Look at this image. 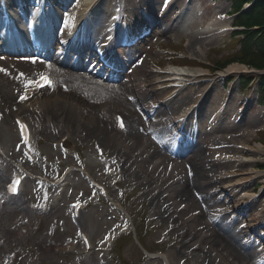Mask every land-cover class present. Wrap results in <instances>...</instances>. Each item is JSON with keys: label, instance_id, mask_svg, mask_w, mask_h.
<instances>
[{"label": "rangeland", "instance_id": "obj_1", "mask_svg": "<svg viewBox=\"0 0 264 264\" xmlns=\"http://www.w3.org/2000/svg\"><path fill=\"white\" fill-rule=\"evenodd\" d=\"M126 1L130 3V9L132 8L135 12L139 11L136 6L131 5L134 0ZM202 1H207L203 4V7L209 13V19L215 15L216 9L218 8L223 12L232 10H230V2L227 0ZM117 5L118 0H108L106 4V15L109 16V13H112V10ZM77 11L78 13L80 12V10ZM77 11L74 14V11L70 12L68 10V12L74 14V16L69 18V28L75 19ZM177 12L178 10L172 14L169 12L164 21L161 22V25L156 27L157 32L155 31L147 42L141 43L142 47L140 49L144 52L138 54L130 72L120 83L96 81L91 75L85 72H69L66 68H62L67 73L64 75L66 76V82L59 86L61 88L60 94L64 97L74 96L78 102V106L84 111L80 117L82 119V128L80 131L76 128V121L79 118L76 110L64 102L60 101L56 107L49 108L47 111H40L29 106L34 101L33 98L28 104H23V101L19 99L20 95L29 86V83L39 73L45 69L58 70L60 69L58 66L47 65L37 61H26L16 64V69H19V71H9L7 63L0 60V153L2 157H0V164L1 166L4 164L3 170L0 171V264L165 263L163 256L150 258L146 252H149L152 256L162 254L169 259L170 264H212V262L215 264L212 256L208 255L206 250H192L191 246L183 245V239L185 238H182L180 235H178L180 239L176 238V232L171 230L172 224L169 222L171 218L167 219L165 215L169 208L164 209L163 205L158 201L155 206L153 205L155 212L152 214V203L148 196L149 193L144 192V188L146 189L145 185H138V181L135 184L133 181L123 180V184L121 185L120 183L118 189L110 192L111 194L114 193L116 199L128 211L127 215H125L122 211L114 210L110 204L102 200L103 197L100 196L99 199H93L92 196L97 191L93 189L89 192L83 176L78 171H71L73 168H80L81 161V164L84 163L87 166V172L91 176L96 177L97 180L106 184V181H109L105 177L107 168L102 167V164L98 165V163L107 161L112 157L120 159L119 157L123 153V150L116 142L117 131L113 130L114 116L111 113L112 110L110 109L106 113L100 110L101 105L105 103L107 98L114 99L119 97L123 104L122 109H127L126 111L133 115L132 123L139 122L138 126L142 128L147 127L148 122L156 123L151 128L158 134H166V129L165 131H158V127L165 125V121L169 125V118L165 117L167 116V112L170 113L174 109L172 111V113L174 112L172 114L174 116L181 107L179 106L180 102L183 103L182 99L186 96L191 95V106H195L205 94L203 103H206L207 100L210 101L208 105V110L210 111L204 118V133L201 136L200 150L197 155V159L200 162L201 174L203 175L202 177L210 183L212 179L206 177L211 175L210 172L214 167H219L218 170L220 171L231 172L235 169L244 172L247 174L242 175L247 177L245 179L243 178L245 181H243L244 186L250 193H254L255 196L257 195L252 199L253 204H256L257 207L264 210V168L259 167V164L264 165V132L261 133V127H264V124H262L264 123V104L250 106L247 115L244 116L239 125H237L238 123L235 121V117H232V114H236L237 110H239L238 108L242 99L254 98L258 84L257 81H259L257 77L242 92L237 89L238 84L236 78L228 86H225L221 82L224 81L222 78L216 80L209 79L200 88L191 84L181 91L180 94L176 95L172 103L162 105L157 114L151 115V120H148L146 117L147 109L145 104L148 101L160 103L171 97L173 94L172 89H175L174 87H169L166 83L156 82L162 78L169 77L165 73H161L158 76L159 71H155L158 69L157 65L166 67L168 63L193 64L190 61H194L200 68L202 66L204 70H207L209 67L215 69L217 66L216 63L224 62L226 59L235 55L233 53L235 50L241 49V42L231 37L229 33L220 37L212 35L206 38L204 37L203 41L194 42L191 46L193 35L197 39H199L197 36L202 35L196 28H191L193 24L190 27L187 26L186 29L173 27L169 31H164L163 27L165 26V22L167 23V20H170L171 16L173 17ZM170 14L171 16L168 18ZM107 20V18L99 19L100 27ZM100 34H102V31ZM202 42H204L203 45ZM165 48L169 49L164 50ZM172 48L183 54V56L179 55V57H183L182 59L189 58L187 60L190 61L174 57L175 55L169 51ZM133 56H136V54H133ZM149 73H152V75L147 77ZM211 74L212 76L209 77L215 76V73ZM233 76L237 77V74L231 75L230 77ZM137 81H142L145 84L144 97L141 99V105H136L132 102V97L136 96L134 85ZM211 83L213 87L208 90ZM51 90V88H46L45 90L39 91L36 96L49 97L52 93ZM228 97L229 103L225 110L226 116L223 114L225 116L224 121L222 123L216 120L213 121L212 117L209 116L211 111ZM114 104L116 105L118 103L115 102ZM120 114L125 117L123 112ZM15 115H20L29 123L31 131L33 132L34 142L37 143L35 147L37 163L26 161L24 149L21 146L14 120ZM47 115H50V120L47 119ZM90 116H94L95 119L92 121ZM258 120L261 121L257 123ZM64 131H68L71 134L69 139L73 142V148L67 154L64 153L60 146L55 145ZM133 132L130 131L128 133ZM144 134H146V138L143 136ZM243 134L246 135L243 136ZM126 135H124L125 138L127 137ZM138 135L139 137L137 138L132 137L133 134L131 137L134 140H139V142L148 140L150 142L149 153L157 154L159 150L164 152L162 147L154 143L157 140L153 136H150V128L146 129V131H140ZM96 142L104 145L106 157H99L97 155ZM233 145L235 147L243 146L242 148L244 149H253V152L232 150ZM230 153L236 154L235 159L237 162H227V164L217 166L218 164L209 161L211 159L214 160L216 156H228ZM66 155H70L71 157L67 159ZM245 155L255 161L242 163L246 162V159L243 157ZM176 161L179 162L178 173L182 172L180 168L184 166L191 169L190 165L192 163L189 157L176 159ZM123 163L125 164V162ZM18 164L23 165L25 171L30 174L45 173L48 177L51 174V181H55L52 175L56 177V171H58V173L62 174L58 179L60 181L63 180L59 188L62 189L60 199H56L53 202V197L57 190L54 187L47 188L45 198L47 201L53 203L50 202L46 207L34 211V224L30 227L31 229L28 234L22 238H18L17 232L19 226L27 223L30 214L28 205L35 203L40 207L41 196L34 195L31 192V185L34 181L28 176L24 192L19 197H8L4 194V183L16 170ZM146 166V163H141L135 171L140 179H142V174H149ZM180 178L178 176V179ZM229 181H232V178ZM65 183H68L66 187ZM209 183H206V187L201 191L202 198H204L203 193L214 189L213 187L220 188L224 184L220 181L216 185L212 181L211 186H209ZM240 189L241 186L235 189L233 187L227 188L231 194L237 193ZM221 196V194L213 195V199L210 198L208 200L213 204ZM71 200L89 202L83 209L81 222L74 223L71 219ZM204 203L199 199L198 206L201 205L202 208L209 207L207 202ZM51 205L53 207L50 209ZM198 206L197 204L192 206L188 213L197 210ZM234 206V201L231 203L224 201L211 207L210 213L216 209H223L224 207H229L228 209L231 210ZM235 214V212H231L224 218L220 217L217 220L220 222L222 228L242 243L244 240L242 238V232L238 227L247 223L246 215L234 216ZM248 215L250 218L251 211L248 212ZM121 221L123 224L128 223V231L122 232L124 234L115 239L107 250H102L106 245L100 242V240L107 233H110L109 230L116 222L120 223ZM201 222L207 225L214 223L213 219L207 216L201 219V221L199 220L198 225ZM80 227L84 228L90 237L91 245L93 246L92 249L85 250L81 245L78 238ZM120 227L112 231L116 232L120 230ZM68 241L77 243L78 246L72 249L74 251L66 252V250H55V247H62ZM180 241H182V245ZM259 245L264 247V242ZM218 249L220 251L226 250L221 248V246ZM257 249H260L259 246H257ZM228 251L226 250L224 252L225 256H222V261L218 264H238V261ZM12 253L16 255L14 261H10ZM256 261H264V250L258 255H254L250 263L255 264Z\"/></svg>", "mask_w": 264, "mask_h": 264}, {"label": "bare ground", "instance_id": "obj_2", "mask_svg": "<svg viewBox=\"0 0 264 264\" xmlns=\"http://www.w3.org/2000/svg\"><path fill=\"white\" fill-rule=\"evenodd\" d=\"M108 1V0H107ZM107 1L103 0H82L84 2L80 3L79 5H76L72 8V11L75 9L76 11L83 7V10H86L83 12V16L85 14L90 13H104L106 11V4ZM171 0L170 2H172ZM10 2L13 5L20 4L22 5L23 9H26V4H29L31 1L29 0H19L18 2H13V0H10ZM56 2V3H55ZM161 0H144V5L141 7V9L138 12L133 11L132 9H127L126 15L124 17H121L122 15L118 16V25H114L113 32L117 36H124L126 34H130L129 37L132 36V39H137L138 35L137 32H140L142 34V29L146 26H157L160 25L161 20L164 21L165 17L171 11L175 8V2L171 4L170 6L166 7V13H164L161 16L156 17L153 12L149 11L151 7L155 8L157 5L158 7L161 5ZM165 3V0L163 1ZM193 0H188L183 7V10L185 8L188 9V7L191 6V3ZM40 8L37 9L33 13L32 21L34 23L35 28H37V32L40 36V38H45L48 36V29H49V22L50 17L48 16V13L52 10L51 8L62 9V6L71 4V0H49V4H47L42 0H39ZM51 6V7H49ZM1 7V6H0ZM4 3V8H5ZM72 5H70L69 8H71ZM89 9V10H87ZM92 9V10H90ZM74 10V11H75ZM26 11V10H24ZM125 11V10H123ZM28 14V12H26ZM221 12L218 11L214 17L210 19L209 22H204L202 25V35L197 36L199 39H197L194 35L192 37V44L194 42L203 41L204 37H208L210 35L218 36L219 34H222L225 32L226 28H223L227 25V22L225 19L220 15ZM16 16V14L14 13ZM181 15V14H180ZM178 15L177 18H175L174 22L178 19L180 16ZM93 17V16H92ZM91 19V18H88ZM90 24V21H88ZM96 23H91L90 26H94ZM51 28L53 26L51 25ZM122 28V29H121ZM107 34V31H106ZM83 39V36H81L80 40ZM88 40V38L86 39ZM130 40H127V46H130ZM130 44V45H129ZM204 42H202V45ZM118 45H121L120 42H118ZM97 49H100L99 47H96ZM86 49L89 50V47H86ZM96 57L101 56V58H109V56L113 55L109 51V48L107 50H103V53L101 51H94L93 52ZM130 62V61H129ZM116 65H119V62H116ZM243 69V66H240L239 64L231 65L227 68L226 71L228 72H237ZM171 74H173V79L175 80V83L177 86H186L192 82H194L196 79H198L204 72L199 69H192L188 67H180V68H170L169 69ZM152 73H149L147 77L151 76ZM52 78L54 81V86H59L60 82L65 80L66 77L62 75L61 73H52ZM35 84V82L33 83ZM33 86H30V88L27 90L26 95H31L34 91ZM135 90L136 96L132 97L133 104L140 105L142 104L141 99L144 97V91H145V84L142 81H137L135 83ZM198 87V85H197ZM34 95V94H33ZM31 95V96H33ZM115 99V100H114ZM107 98L105 100V103L101 105V112L106 113L108 110H116L115 113L123 112L125 114L126 118V124L125 128L123 130H120L117 128L116 123L113 126L114 131H118L116 135V142L117 145L121 147L123 150V153L121 157H124V159H128L130 161L137 160L136 164L146 163V168L150 171L148 176L143 177L140 184H143L146 186L145 192L149 193V198L151 200V203L155 205L158 201L164 199L169 203V209L167 210L166 218L170 219L172 217H178L179 220L184 219L183 225H179L176 223L175 226H181L180 231H187L185 226L188 228L189 232L195 234L196 243L204 242L206 244L208 255L212 256V259L214 257L215 261L219 256H223L224 252L226 250H229L228 253L233 255L234 259L238 261V264H251L253 254H252V246L248 248L245 245H241L238 240L229 235L220 225L219 223H213L212 225H207L203 222L199 224V220L203 219L207 216V208H202V206H198L199 199L202 203L207 202L209 207H212L215 204L222 203L224 201L231 202L233 200V196H231L226 190H224L226 187H229L230 185H233V187H236L239 183L243 182V178H236V182L233 184H227L222 186L219 190H213L208 191L207 193H203L204 198L201 197V191L204 187H206V183H209L205 181V179L202 177L201 174V167L200 162L197 159L198 151L200 150V145L196 144L194 142V145L190 147L188 151H186L185 156L188 155L191 159L192 165H190L191 169H188L186 166L180 168V173H178L179 169V162L172 160L168 161L167 157L164 155V152L162 150H159L157 154L149 153L148 150L150 148V142L148 140H143L142 142H139V140H134L132 137H139L140 131H146L147 128H151L156 125V123H149L148 127L145 126V128L139 127V122L132 123V117L133 115L130 112H127V109H122V102L120 101L119 97L116 98ZM191 100V95L186 96L184 99H182V102H180L179 106L182 105H188ZM64 102L65 104L73 107L77 115L81 117L84 113L83 109L78 106V102L74 98V96L64 97L60 94L58 90H53L51 96L49 97H34V101L29 104L31 108L37 109V110H44L46 111L49 108H54L57 106L59 102ZM28 102V101H26ZM118 104H114V103ZM28 104V103H24ZM120 105V107H119ZM162 107V104H157L147 102L146 108L148 109V112L150 113L147 116L148 120H151V115H155L159 112L160 108ZM121 108V109H120ZM189 108L186 107L182 113H179L177 117L175 118V121L179 125H183L182 120L188 116L189 114ZM119 109V110H117ZM170 113L167 112L168 117L171 115L172 111ZM91 115V114H90ZM90 119L93 121L95 119L94 116H90ZM146 119V121H147ZM182 119V120H181ZM181 120V121H180ZM175 123V122H174ZM78 126V124H77ZM166 126H160L158 127V131H165ZM180 129V128H178ZM181 130V129H180ZM130 131H134L133 133H128ZM137 131V132H136ZM197 131L199 129L197 128ZM125 134H127L125 138ZM133 134V136H132ZM151 134V129H150ZM177 134V133H176ZM132 136V137H131ZM146 138V134L143 135ZM184 134H179L178 140L181 141V137H183ZM183 141V140H182ZM191 143V140H189ZM109 145V143H108ZM160 149V148H159ZM105 154V151H103V155ZM117 154V152H116ZM114 154V155H116ZM183 159V158H182ZM216 169V170H215ZM211 175L206 178H211V182L208 184L211 186L212 181L215 183H218L221 178H225L227 176H231L233 174H229L226 172H220L217 174V168L214 167V169L210 172ZM201 175V176H200ZM130 177L136 178V176L133 173V169H131ZM178 176L181 177L178 179ZM205 176V175H204ZM243 194L240 198H246V197H252L253 195H250L247 193L246 189L242 190ZM221 194L222 197L219 199L216 203L211 204L208 199L212 198L213 195ZM215 198V196H214ZM114 204H116V207H118L117 203L112 200ZM197 204L198 208L195 211L194 214L190 216L184 217L183 214L186 213L188 210L191 209L192 206ZM205 204V203H204ZM120 209V206H119ZM184 217V218H183ZM254 217L259 219L263 218L262 212L259 210L255 212ZM182 218V219H180ZM180 222V221H179ZM197 229H196V228ZM112 239L111 235H108L106 237V241H110ZM223 247V249H226L225 251H220L218 248ZM217 248V249H214ZM225 256V255H224ZM211 259V260H212ZM166 263L168 264L167 259Z\"/></svg>", "mask_w": 264, "mask_h": 264}, {"label": "trees", "instance_id": "obj_3", "mask_svg": "<svg viewBox=\"0 0 264 264\" xmlns=\"http://www.w3.org/2000/svg\"><path fill=\"white\" fill-rule=\"evenodd\" d=\"M241 22L247 28L258 26V29H246L241 42V49L234 53L231 60H238L251 66L264 67V0H256L249 10L241 15ZM218 62L224 66L227 62Z\"/></svg>", "mask_w": 264, "mask_h": 264}]
</instances>
